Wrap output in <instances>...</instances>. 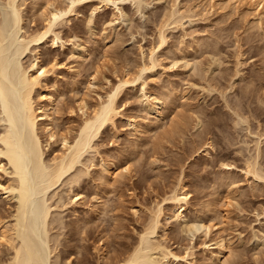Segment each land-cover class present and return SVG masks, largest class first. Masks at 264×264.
<instances>
[{
	"label": "rangeland",
	"instance_id": "1",
	"mask_svg": "<svg viewBox=\"0 0 264 264\" xmlns=\"http://www.w3.org/2000/svg\"><path fill=\"white\" fill-rule=\"evenodd\" d=\"M49 2L64 6L67 0H23L28 32L42 26ZM137 2L122 0L119 8L100 5L94 11L97 0L78 2L75 12L56 26L64 43L52 48L59 65L49 71V88L55 83L61 92L58 100H71L74 105L83 95L87 101L100 102L117 78L125 71L132 77L156 46V71L145 70L142 79L149 99L156 95L171 106L163 120L143 127L154 115L145 110L140 83L121 89L117 97L121 114L94 140V148L84 153L91 157L82 165L88 168L82 177L84 197L58 208L66 224L92 226L93 237L76 236L71 241L64 228L53 229L65 239L67 255L70 245V250L85 249L91 264L111 261L123 244L134 243L142 220L161 203L160 219L166 229L158 228L157 233L178 255L172 264H213L208 256L217 252L220 237L229 246L226 264H259L264 245L257 249L253 232L264 231V180H252L242 166L246 158L256 156V165L264 167V17L259 20L254 10L233 1L144 0L139 7ZM175 8L176 16L183 15L179 22L170 17ZM160 26L166 40L157 47ZM83 45L88 51L79 60L76 52ZM182 56L184 62L178 60ZM70 115L64 113L58 120L75 125L80 111ZM134 125L141 126V132H135ZM199 140L209 142V147L197 150ZM99 155L118 166L119 172L108 183L98 176ZM221 161L231 166L226 168ZM125 165L128 170L122 168ZM179 182L189 192L184 211L189 229L166 217L171 207L163 197ZM65 188L60 185L57 190L67 201L72 191L67 193ZM0 205L3 213L12 209L5 198ZM3 213L1 217L7 214ZM202 223H209V228ZM102 252L107 259L101 258ZM74 253L71 259L81 255Z\"/></svg>",
	"mask_w": 264,
	"mask_h": 264
},
{
	"label": "bare ground",
	"instance_id": "2",
	"mask_svg": "<svg viewBox=\"0 0 264 264\" xmlns=\"http://www.w3.org/2000/svg\"><path fill=\"white\" fill-rule=\"evenodd\" d=\"M81 1L83 0H67L64 6L47 3L50 8L49 13L45 15L44 23L40 27H34L35 29L30 32H28L29 28L26 29V21H24L26 16H23L22 11L23 0H2L0 3V199L5 198L9 201V207L12 208H7L8 213L4 212L7 213L6 216H0V244L4 246L0 252V264H60L62 261L65 264H91L84 249L85 245L81 243L84 250L78 247L76 250H70L69 245L67 255L64 252L65 239H60V232L53 229L64 228L67 240L71 241L76 239V236L77 239L93 237L92 226L76 222L66 224L67 222L61 219L62 215L60 216L58 209L68 201L76 202L84 197L82 188L85 185H83L82 177L88 172V168L82 165L91 160V157H85L84 153L89 148H94V140L105 133L107 126L113 123L115 116L119 115L117 97L124 86L131 85L134 81H138L141 85L143 91L141 95L145 98L143 101L145 110L154 115L150 123L140 124L143 127L156 125L163 120L168 107L171 106V102L166 103L159 96L152 94L153 96L149 99L146 95L142 73L145 70H148L150 74L155 73L156 46L150 49L148 61L142 62L132 77H129L128 71H125L117 78L102 101L93 103L87 101L84 95L79 97L78 101L76 100L75 105L71 100L62 98L58 100V96L61 95L59 87L52 83V88H49L50 84L47 81L49 71H53L59 65L52 48L63 46L64 43L56 26L75 12L76 4ZM121 1L97 0L98 4L92 10L94 11L100 5H115L119 8ZM223 1H233L251 8L259 20L264 17V0ZM141 2L144 0H138V7L142 4ZM178 11L176 8L172 9V14L169 15L174 17L172 19L174 22H179L177 20H181L179 18L183 16H176ZM161 26L157 27L155 36L157 47L166 40L164 27ZM46 42H50L49 47L41 49L40 46ZM80 48L76 52L79 60L84 58L88 51V47L84 45ZM184 56L182 60L180 58L178 60L183 61ZM88 74L91 75V72ZM75 110L80 111V119L75 125L65 126L61 123L62 120H58L64 113L67 117H71L70 114ZM127 120L129 124H132L131 120ZM141 126L134 125L133 130L139 132ZM104 136L101 138H106ZM201 141L199 140L196 149L206 150L210 143L202 141L205 142L203 144ZM256 148L258 155L260 148L259 146ZM46 150H51L47 153L52 152V154L48 156ZM99 157V179L108 183L119 172L118 166L115 161L106 160L102 155ZM256 163V156L251 160L246 158L242 170L246 175L250 174L252 180H264V167L257 166ZM90 164H93L92 161ZM221 164L226 168L231 166L230 162L221 161ZM122 168L129 169L127 165ZM60 185L66 186L67 193L72 191L67 201L57 190ZM188 197L189 192L182 182L171 188L168 195L163 197V201L169 203L171 207L166 215L167 220H174L184 228L189 226L184 212ZM2 211L4 209L2 210L0 205V215ZM136 212L137 209H134V213ZM261 213L264 214V210ZM161 214L162 204L156 203L142 220L141 229L134 243L130 246L123 244L124 248L119 249L114 259L110 258L111 261L105 260L107 256H104L102 252L100 256L105 261L98 262V258L97 264H172L175 262L178 255L169 244L164 242V235L157 233L158 228L166 229V223L161 222ZM7 216L10 218H6ZM201 225L207 227L206 229L209 228V223ZM254 230L253 234L257 237L255 241L257 245L256 243L255 245L260 250L258 247L264 245V231ZM98 243H101V246L104 244V242ZM216 243L217 252L208 257L213 264H226L225 253L229 246L221 237ZM258 250L257 252L260 253L261 251ZM73 252L81 253V255H73L71 259L69 256H72ZM64 253L66 255L62 256ZM259 264H264V259Z\"/></svg>",
	"mask_w": 264,
	"mask_h": 264
}]
</instances>
